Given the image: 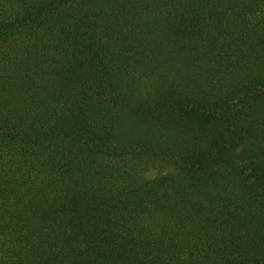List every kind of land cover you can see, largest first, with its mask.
I'll use <instances>...</instances> for the list:
<instances>
[{
    "label": "trees",
    "instance_id": "obj_1",
    "mask_svg": "<svg viewBox=\"0 0 264 264\" xmlns=\"http://www.w3.org/2000/svg\"><path fill=\"white\" fill-rule=\"evenodd\" d=\"M0 264H264V0H0Z\"/></svg>",
    "mask_w": 264,
    "mask_h": 264
},
{
    "label": "rangeland",
    "instance_id": "obj_2",
    "mask_svg": "<svg viewBox=\"0 0 264 264\" xmlns=\"http://www.w3.org/2000/svg\"><path fill=\"white\" fill-rule=\"evenodd\" d=\"M160 170V169H159ZM159 170H157V169H152L151 171H150V176H154L156 173H158L159 172ZM167 169H164L163 171H166Z\"/></svg>",
    "mask_w": 264,
    "mask_h": 264
}]
</instances>
